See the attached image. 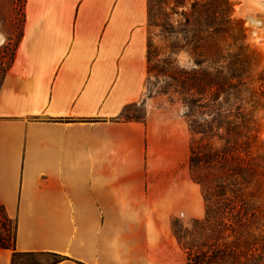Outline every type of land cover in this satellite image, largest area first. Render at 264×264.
<instances>
[{
    "label": "crops",
    "instance_id": "1",
    "mask_svg": "<svg viewBox=\"0 0 264 264\" xmlns=\"http://www.w3.org/2000/svg\"><path fill=\"white\" fill-rule=\"evenodd\" d=\"M24 19L0 86V206L17 224L0 264H187L171 221L205 202L187 123L146 98L148 0H26ZM135 104L145 121L121 119Z\"/></svg>",
    "mask_w": 264,
    "mask_h": 264
},
{
    "label": "trees",
    "instance_id": "2",
    "mask_svg": "<svg viewBox=\"0 0 264 264\" xmlns=\"http://www.w3.org/2000/svg\"><path fill=\"white\" fill-rule=\"evenodd\" d=\"M182 52L191 57L189 67L178 61ZM249 57L246 31L233 17L230 0H148L149 78L154 74L161 92L178 96L185 108L193 137L189 169L206 204L205 218L193 219L188 227L176 218L171 221L187 264H264L263 211L246 205L244 194L232 193L233 177L239 191L263 186L257 117L244 109L249 104ZM137 106L145 108L129 106L121 119L144 122L146 111L142 119L127 117ZM16 237V221L0 206V248L15 251ZM45 257L52 258L47 264L63 260L56 254Z\"/></svg>",
    "mask_w": 264,
    "mask_h": 264
},
{
    "label": "rangeland",
    "instance_id": "3",
    "mask_svg": "<svg viewBox=\"0 0 264 264\" xmlns=\"http://www.w3.org/2000/svg\"><path fill=\"white\" fill-rule=\"evenodd\" d=\"M230 1L232 3L233 17L243 23L246 31V45L250 52L248 66L250 69L248 80L250 83V91L246 94L249 97L247 99L249 104L245 105L244 109L247 112L251 111L256 113L259 136L263 145L260 154H262L261 160L262 166L264 167V0ZM25 3L26 0H0V86L23 36ZM156 41L158 42V40ZM158 44L159 47L165 49L163 43L158 42ZM177 58L181 66L189 67L191 65V57L188 53L182 52ZM160 87L161 83L156 79L155 75H150L146 98L152 100L156 107L166 109L167 114L171 118L176 119L180 116L183 118L181 122L186 123L184 118L185 108L178 96L163 94ZM144 116L145 108L141 106L132 107L127 113V117L129 118L142 119ZM191 139L193 137H190V141ZM195 140H198V138L196 137ZM232 183L234 184L232 193L234 192L235 196L244 194L243 200L246 205L254 206L257 209L259 208V211H263L260 222L261 229L263 230L264 178L260 191H257L256 187L252 185L248 186L245 191H239L240 188L237 185L236 177H233ZM239 201L240 198H236L235 202L239 204ZM178 220L184 227H188L192 221ZM51 260L52 258L49 257L39 259L27 258L21 260L19 264H45Z\"/></svg>",
    "mask_w": 264,
    "mask_h": 264
}]
</instances>
